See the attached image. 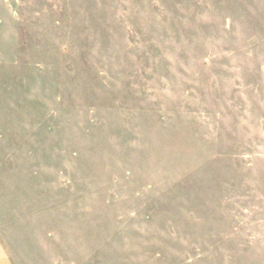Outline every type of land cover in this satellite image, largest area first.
Returning <instances> with one entry per match:
<instances>
[{
	"label": "rangeland",
	"instance_id": "rangeland-1",
	"mask_svg": "<svg viewBox=\"0 0 264 264\" xmlns=\"http://www.w3.org/2000/svg\"><path fill=\"white\" fill-rule=\"evenodd\" d=\"M0 238L264 264V0H0Z\"/></svg>",
	"mask_w": 264,
	"mask_h": 264
},
{
	"label": "crops",
	"instance_id": "crops-1",
	"mask_svg": "<svg viewBox=\"0 0 264 264\" xmlns=\"http://www.w3.org/2000/svg\"><path fill=\"white\" fill-rule=\"evenodd\" d=\"M0 264H15L10 257L9 250L3 245L0 238Z\"/></svg>",
	"mask_w": 264,
	"mask_h": 264
}]
</instances>
